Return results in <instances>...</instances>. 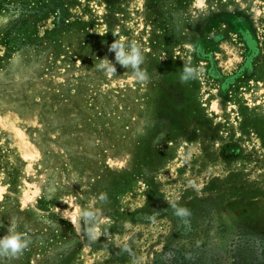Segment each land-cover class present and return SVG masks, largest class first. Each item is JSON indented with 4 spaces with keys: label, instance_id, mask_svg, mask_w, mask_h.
Instances as JSON below:
<instances>
[{
    "label": "rangeland",
    "instance_id": "1",
    "mask_svg": "<svg viewBox=\"0 0 264 264\" xmlns=\"http://www.w3.org/2000/svg\"><path fill=\"white\" fill-rule=\"evenodd\" d=\"M89 201L95 240L69 221ZM10 227L32 242L0 264H264V0H0Z\"/></svg>",
    "mask_w": 264,
    "mask_h": 264
},
{
    "label": "clouds",
    "instance_id": "2",
    "mask_svg": "<svg viewBox=\"0 0 264 264\" xmlns=\"http://www.w3.org/2000/svg\"><path fill=\"white\" fill-rule=\"evenodd\" d=\"M109 51L114 52L116 63L126 69L132 70V75L137 82H146L148 80L146 71L141 69V65L144 63V55L137 42H126L123 39L114 40L109 46ZM95 68L97 71L106 72L107 74L116 73L115 65L107 58L101 59V62L95 65ZM193 71L192 68L185 67L180 77L181 82H187ZM106 199V194H101L100 200L103 201ZM94 205L95 201H89L85 208L78 209L69 219L74 228L79 225L80 221L89 225L87 228V235L92 240L96 239V225L99 223V211L94 208ZM171 207L174 215L182 221L186 222L187 218L191 215L189 209L179 206L176 203H172ZM31 242V237L29 235L10 227L5 235L0 236V258L9 260L17 259L29 248Z\"/></svg>",
    "mask_w": 264,
    "mask_h": 264
},
{
    "label": "trees",
    "instance_id": "3",
    "mask_svg": "<svg viewBox=\"0 0 264 264\" xmlns=\"http://www.w3.org/2000/svg\"><path fill=\"white\" fill-rule=\"evenodd\" d=\"M174 258V256L172 257V259ZM175 260V258L173 259V261ZM172 261V260H171Z\"/></svg>",
    "mask_w": 264,
    "mask_h": 264
}]
</instances>
